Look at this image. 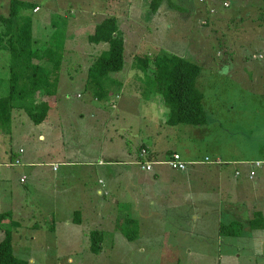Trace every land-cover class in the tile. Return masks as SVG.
Masks as SVG:
<instances>
[{"label":"rangeland","instance_id":"374dc122","mask_svg":"<svg viewBox=\"0 0 264 264\" xmlns=\"http://www.w3.org/2000/svg\"><path fill=\"white\" fill-rule=\"evenodd\" d=\"M24 1L35 5L23 10L32 19L35 46L61 58L59 81L50 95L40 89L16 101L48 106L49 120L35 124L19 106L11 124L0 129V212L11 210L18 221L14 227L8 218L0 222V239L12 229L14 254L29 264H264V249L257 247L264 235L218 234L221 222L245 224L244 217L221 216L225 202L241 204L240 194L253 187L264 199V0H171L157 13L147 8L148 0ZM8 10L9 0H0V15ZM106 16L118 18L126 41L123 68L109 77L125 80L118 94L115 89L94 101L97 88L83 81L79 61L88 50L95 58L108 47L87 40L91 24ZM162 51L201 65L196 83L204 93L205 124L166 123L167 107L154 78L130 73L134 54ZM10 59L8 51H0V96L9 90ZM92 104L101 105L106 118L96 117ZM142 143L158 155L175 150L201 163L189 164L185 172L154 165L158 174L146 171L144 179L135 162ZM61 156L79 163L48 164ZM215 158L219 164L212 163ZM245 160L261 163L253 179L245 175L251 167ZM99 179L107 194L90 200L104 209L98 216L106 225L104 244L93 252L92 223H64L73 216L70 205L89 208L80 205L85 199L65 202L68 187H92ZM214 182L231 187L230 195L217 191Z\"/></svg>","mask_w":264,"mask_h":264},{"label":"trees","instance_id":"16d2710c","mask_svg":"<svg viewBox=\"0 0 264 264\" xmlns=\"http://www.w3.org/2000/svg\"><path fill=\"white\" fill-rule=\"evenodd\" d=\"M148 1L147 8L153 13L160 11L162 5L172 4L171 0ZM28 8L33 10L35 5L24 0H9L8 14L0 15V51H8L11 58L9 90L7 94L0 96V129L11 124L12 110L15 107L18 109L24 107V111L32 122L39 124L46 117L48 106L34 108L28 104L18 105L16 101L27 96H34L40 89L50 95V91H53L52 87L55 88L59 81L58 70L61 58H51L49 51H43L35 46L32 19L23 13V10ZM91 25L87 40L92 43L104 42L108 45L92 59L86 80L87 83L92 81V85L97 88L96 98L101 100L112 91L109 74L123 68L126 41L116 16H106ZM129 68L130 73L139 71L143 73L142 77L145 75V77L154 78L152 83L155 92L161 95L162 103L167 107L164 120L166 123L199 125L207 122L202 103L204 93L196 83L201 71V65L198 62L173 52L162 51L151 57L147 54H134ZM51 69L54 73L52 78L48 74ZM119 86L121 84L118 82ZM142 147L144 146L141 145L139 150ZM154 157L157 156L152 153L149 155V158ZM251 168L252 166L249 171ZM239 175L240 171L236 169L234 176ZM248 178L251 179L249 175ZM11 215V211L0 212V222L5 218H11ZM255 219L258 221L250 220L248 224L252 227L259 224L260 218L255 216ZM12 224L16 222L12 221ZM244 226L240 220L234 219L228 223L221 222L218 231L220 235L238 236L242 234ZM90 236L93 245L91 250L97 252L102 237L98 231H91ZM0 264H29L27 260L14 254L10 229H5L4 237L0 239Z\"/></svg>","mask_w":264,"mask_h":264},{"label":"crops","instance_id":"0c3cea01","mask_svg":"<svg viewBox=\"0 0 264 264\" xmlns=\"http://www.w3.org/2000/svg\"><path fill=\"white\" fill-rule=\"evenodd\" d=\"M101 43V42H100ZM99 44V43H98ZM91 50H88V52L86 51V53H84L85 55H83V56H86V58L83 60V61H79V62H82V64H85V66H81V65H79V67H80V69H81V73L84 75V77H85V79L83 80L84 82L87 80V76H88V69H89V66L91 65V61H92V53H89ZM86 59H88L87 60V62H86ZM109 78H111L110 79V82L111 83H109L110 85H112V88L110 89V90H112V91H114L113 89H116V91H117V93H119L120 91L118 90V88L119 87H122V85H123V81L125 80V78L123 79V78H118V77H109ZM118 82L121 84V86H119L118 87ZM96 87H94L93 89H95ZM97 90H95V92H96ZM94 95H95V93H94ZM93 100L94 101H98L97 100V98L95 97H93ZM95 105V104H94ZM93 104H92V107H94V111L95 112H93V113H95V116L96 117H101V119H103V118H106V116H104V109L102 108V106L101 105H95L94 106ZM48 110H49V108H48ZM94 116V115H93ZM94 116V117H95ZM95 117V118H96ZM46 120H49V112H47V114H46V117L39 123V124H41V123H43V122H46ZM57 122H61L60 120H57ZM95 123H97V119L95 120ZM52 124V123H51ZM41 137H43V135H41ZM142 145L144 146V147H146V148H148V150L152 153V154H155L157 157H162V156H164L166 153H169L168 151H170V150H168V151H162L161 150V152H160V154L158 155V154H156V152L154 151V150H152V148H151V146H149V144H147V143H142ZM138 151H139V148H138ZM173 151H175V150H173ZM138 153V152H137ZM182 156V155H181ZM137 157V156H136ZM183 157V156H182ZM183 159H185V158H183ZM186 160V159H185ZM21 161L22 160H20V163H21ZM81 161V160H80ZM187 161H190V160H187ZM224 161H227V160H224ZM255 161H258V160H255ZM78 161H73V160H71V159H68V158H66V157H64V156H61L60 158H58L57 160H50L49 162H48V164H74V163H77ZM98 162H101V159L99 158V160H98ZM244 162V161H243ZM254 162V161H253ZM79 163V162H78ZM80 163H82V162H80ZM244 163H249V161H247V160H245V162ZM29 164L30 165H33L34 164V162H29ZM9 165H13V163L12 162H10L9 163ZM156 166V165H155ZM155 166L152 168V170H150V171H147V172H150L154 177L158 174V172H157V170H155ZM191 168V167H190ZM189 168V166H187V168L185 169V170H182V171H180V170H174V171H180V172H185V171H187V170H189L190 169ZM58 169V168H57ZM56 169V166L54 165V167H53V170H57ZM172 170V169H171ZM238 170V169H237ZM153 171V172H152ZM147 172L145 171L144 172V174H145V176L143 177L144 179H146V178H148L147 176L149 175H146L147 174ZM223 172V171H222ZM142 173H143V171H142ZM218 174L219 173H221V171H218L217 172ZM248 173H249V171L247 172H245V175H247V177H248ZM223 174V177H224V182L225 183H227L228 185L230 184L229 183V181H228V175L226 174V173H222ZM102 180L101 179H99L98 180V184L97 185H93L92 187H88L87 185H86V183L85 184H83V183H76V184H74V185H72V186H70V187H68V195L69 196H71L70 198H69V201L68 202H65V203H67V204H72L73 202H71V201H73V197L74 198H77V199H79V200H81V201H83L84 199H85V201H84V204H80V205H85V206H87V207H89L87 210H85V212L82 210V209H79V208H76L75 206H73V205H70L69 206V208H70V211H72V217L70 216V217H68L66 220H64L65 222V225H69L71 222L72 223H77V224H82V223H87V222H90V223H92V225H93V228H91L89 231H88V233H90L91 231H98V233H100V235H101V240H100V242H99V245H100V247H99V249H101L102 248V246H103V244H104V236H103V228H102V224H104L103 223V220H102V216L101 217H99L98 216V214H99V212H103L104 211V209H102V206L101 205H98V204H94L91 200H90V198L91 197H98L99 195H101V194H107V192L106 191H104V188H103V182H101ZM226 181H228V182H226ZM100 184V185H99ZM214 184H215V186H216V189H217V191H220L221 189H225V191H226V194L227 195H230L229 193H230V189H231V187L230 188H228L227 186H222L221 184H217V183H215L214 182ZM233 185V184H232ZM119 187H121L122 189H126V187L123 185L122 186V184H119L118 185ZM126 186H129V184H126ZM133 186H136V185H133ZM232 187H234V188H236L235 186H232ZM87 189H89V192L87 191ZM174 189H177V188H174ZM66 190V191H67ZM87 193H89V198H86V195H87ZM178 193V195L180 196V197H182V196H184V194H182L181 192H177ZM217 195H219V193L217 194ZM241 196H242V199H244V201L242 200V203L241 204H238V203H236V202H232V201H227V202H225L224 204H226V206H228V209H226L227 207H225V208H221L222 209V211L221 210H219V212H220V214H221V216H223V215H225V214H229V213H232V214H234V215H237L238 217H240V218H242V217H244V218H242V219H245L244 221H245V226H244V232H245V234L248 236V235H250L251 237H255V238H257L258 237V233L259 234H262V235H264L263 233H264V199L262 198V197H260V193H259V188H255V187H253V189H252V192H250V193H248V194H240ZM123 197V195H121V196H119V198H122ZM124 197H125V195H124ZM216 198V197H215ZM65 201V200H64ZM89 201V204H87V202ZM191 205H192V203H190ZM237 207V208H236ZM245 208H247L248 210H249V212H244L245 211ZM5 211H11V210H5ZM77 211H78V213H77ZM12 212V211H11ZM53 213H55V212H53ZM100 213V214H101ZM30 214V213H29ZM99 214V215H100ZM244 214V215H243ZM13 212H12V215H11V218H8V222L9 223H11L12 221L13 222H17L18 223V221L17 220H15V219H13ZM193 215H194V217H197V214H195V213H193ZM52 216V215H51ZM255 216H258L259 218H260V222H259V224H256V226H254V227H252V226H250L249 224H248V222L250 221V220H255V222H257L258 220L257 219H255ZM51 219L49 220L51 223V226L50 227H48V228H53L54 227V224H53V221H51V220H53L52 218L53 217H50ZM2 221H5V219H3V220H1V222ZM37 224L38 223H36V224H34V226L36 225L37 226ZM104 225H106V224H104ZM12 227H14V226H16L15 224H14V226L13 225H11ZM10 229V228H9ZM11 231H12V229H10ZM261 230V231H260ZM53 231V230H52ZM13 233V232H12ZM251 233H253V234H251ZM219 234V233H218ZM254 234H255V236H254ZM89 237H91L90 235H89ZM13 246V245H12ZM92 242L91 243H89L88 244V247L90 248V249H92ZM257 247L259 248V249H264V241L262 242V243H259V244H257Z\"/></svg>","mask_w":264,"mask_h":264},{"label":"built area","instance_id":"2783aa9c","mask_svg":"<svg viewBox=\"0 0 264 264\" xmlns=\"http://www.w3.org/2000/svg\"><path fill=\"white\" fill-rule=\"evenodd\" d=\"M22 151V149H20V152ZM150 152L147 148L142 147L138 153V159L135 161L136 164L140 167V169H142L143 171H150L152 170L154 165H159V164H165L167 165L169 168L173 169V170H184L187 168V166L189 164H193V163H201V162H189L185 159H183V157L180 156V154L176 151L171 152L167 155H165L164 159L162 158H149ZM205 160H210L209 158L204 157ZM212 163H216L219 164L220 163V159H211ZM15 163H20L18 158L14 159ZM13 162V164H14ZM253 167H256V165L260 166V161H256L255 163L252 164ZM249 177L251 178L254 175V170L251 169L249 172ZM23 180V178H21V181Z\"/></svg>","mask_w":264,"mask_h":264},{"label":"clouds","instance_id":"9594fccd","mask_svg":"<svg viewBox=\"0 0 264 264\" xmlns=\"http://www.w3.org/2000/svg\"><path fill=\"white\" fill-rule=\"evenodd\" d=\"M145 148H146V147H145ZM147 149H148V148H147ZM139 151H140V150H139ZM149 152H150V151H149ZM138 153H139V152H138ZM150 154H151V152H150ZM168 154H169V153H168ZM166 155H167V154H166ZM159 158H162V157H159ZM255 162H256V161H255ZM255 162H254V163H255ZM252 164H253V162L251 163V166H252V168H251V169H253V170H254V175L251 177V179H253V177L255 176V168L257 167V166H256V167H253V165H252ZM260 165H261V163H260ZM188 166H189V165H188ZM184 170H185V169H184ZM180 171H182V170H180ZM249 172H250V171H249ZM249 174H250V173H248V175H249Z\"/></svg>","mask_w":264,"mask_h":264}]
</instances>
